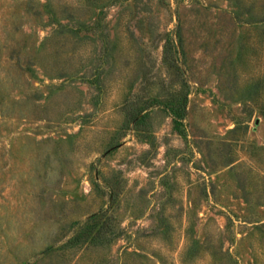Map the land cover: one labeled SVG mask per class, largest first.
Instances as JSON below:
<instances>
[{
    "label": "rangeland",
    "instance_id": "374dc122",
    "mask_svg": "<svg viewBox=\"0 0 264 264\" xmlns=\"http://www.w3.org/2000/svg\"><path fill=\"white\" fill-rule=\"evenodd\" d=\"M0 264H264V0H0Z\"/></svg>",
    "mask_w": 264,
    "mask_h": 264
}]
</instances>
